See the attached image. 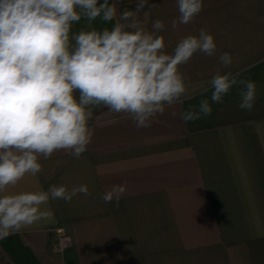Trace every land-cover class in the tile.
<instances>
[{
  "label": "crops",
  "instance_id": "0c3cea01",
  "mask_svg": "<svg viewBox=\"0 0 264 264\" xmlns=\"http://www.w3.org/2000/svg\"><path fill=\"white\" fill-rule=\"evenodd\" d=\"M138 2L109 0L116 20ZM148 4L138 19L149 31L163 21L158 35L166 53L204 28L214 37L215 54L197 52L180 66L187 77L182 102L166 107L150 127L137 128L131 117L102 104L91 106L94 134L87 151L79 158L65 150L39 156V173L0 193L88 187L87 195L77 193L68 202L50 199L41 209H50L52 217L0 239V264H264V0H203L202 11L176 28L177 0ZM115 22L97 18L92 26L110 29ZM82 28L85 19L72 31ZM224 53L232 57L227 68L219 61ZM217 72L255 83L251 110L238 106L240 86L219 103L211 100L209 82ZM205 99L210 115L180 118L189 109L199 111ZM114 185L126 186L119 206L101 199ZM61 227L71 236L62 253L54 249Z\"/></svg>",
  "mask_w": 264,
  "mask_h": 264
},
{
  "label": "clouds",
  "instance_id": "9594fccd",
  "mask_svg": "<svg viewBox=\"0 0 264 264\" xmlns=\"http://www.w3.org/2000/svg\"><path fill=\"white\" fill-rule=\"evenodd\" d=\"M177 5L173 28L191 22L202 11L203 0H177ZM145 7H151L148 0H139L134 10L123 11L116 20L117 9L109 0H0V193L26 174L39 173V156L48 159L65 150L79 158L87 151L94 134L91 106L102 104L131 117L137 128H147L166 107L182 102L187 77L180 66L197 52L213 56L214 37L201 28L168 54L164 37L158 35L163 21L156 20L149 31L138 19ZM97 18L116 22L98 30L92 26ZM81 19L87 28L73 32ZM219 61L227 68L232 57L224 53ZM238 76L217 72L209 82L211 100L219 103L240 86L238 106L251 110L256 85ZM211 111L205 99L199 111L189 109L180 118L194 121ZM125 190V185H114L101 199H115L119 206ZM77 193L87 195V185L0 195V239L52 217L50 209H41L50 199L68 202Z\"/></svg>",
  "mask_w": 264,
  "mask_h": 264
},
{
  "label": "built area",
  "instance_id": "2783aa9c",
  "mask_svg": "<svg viewBox=\"0 0 264 264\" xmlns=\"http://www.w3.org/2000/svg\"><path fill=\"white\" fill-rule=\"evenodd\" d=\"M58 237L57 241L55 242L54 249L56 252H64L71 243V236L66 231L65 228H58Z\"/></svg>",
  "mask_w": 264,
  "mask_h": 264
}]
</instances>
